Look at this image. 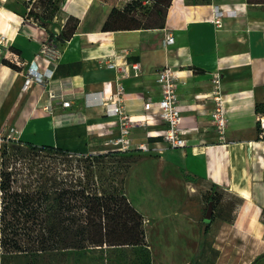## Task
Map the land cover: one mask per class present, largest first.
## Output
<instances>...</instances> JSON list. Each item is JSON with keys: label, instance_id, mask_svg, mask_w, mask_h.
<instances>
[{"label": "crops", "instance_id": "1", "mask_svg": "<svg viewBox=\"0 0 264 264\" xmlns=\"http://www.w3.org/2000/svg\"><path fill=\"white\" fill-rule=\"evenodd\" d=\"M29 5L0 0V134L13 128L21 142L92 153L95 143L118 136L116 118L90 105L96 103L92 94L113 92L118 82L126 113L141 116L144 102L160 97L156 72L169 66L178 75L186 147L171 149L155 137L166 124L153 113L147 127L151 136L131 135L134 145L145 143L153 152L134 163L125 183L129 203L144 219L150 254L158 264H190L202 247L201 211L208 194L216 192L240 201L215 234L216 264H251L263 254L264 130L258 105L264 103V4L170 0L161 21L145 25L137 0H63L45 27L28 14L32 6L39 12L43 8L37 0ZM127 5L136 7L129 11ZM73 20L72 35L55 41L61 50L57 66L33 62L41 43L66 33ZM168 34L172 43L164 41ZM12 55L19 63L11 61ZM107 62L116 66L109 68ZM39 65L53 70L52 78L23 89L27 68ZM121 69L129 75L123 77ZM214 73L227 120L222 134L211 117ZM49 91L65 94L70 106L52 99L46 111ZM235 250H245L244 256ZM255 264H264V258Z\"/></svg>", "mask_w": 264, "mask_h": 264}, {"label": "trees", "instance_id": "2", "mask_svg": "<svg viewBox=\"0 0 264 264\" xmlns=\"http://www.w3.org/2000/svg\"><path fill=\"white\" fill-rule=\"evenodd\" d=\"M59 1L37 0L42 11L32 6L28 14L45 27L58 11ZM253 1L264 4V0ZM169 2L156 0L159 6L164 5V10ZM127 7L130 11L136 6ZM73 21L70 29L57 35L54 42L63 43L72 35L77 25ZM49 41H53L52 37ZM260 108L261 104L258 112ZM118 155L114 150L85 154L18 140L3 144L0 151L1 263L24 258L29 264H36L72 252L107 256L114 249H148L144 219L124 192V173L129 167L123 163L127 160ZM107 168L112 172L113 184L104 178ZM214 196L210 193L206 198L212 210ZM262 258L264 253L251 264Z\"/></svg>", "mask_w": 264, "mask_h": 264}, {"label": "built area", "instance_id": "3", "mask_svg": "<svg viewBox=\"0 0 264 264\" xmlns=\"http://www.w3.org/2000/svg\"><path fill=\"white\" fill-rule=\"evenodd\" d=\"M30 3L29 7L32 5L34 0H26ZM30 9V8H29ZM218 27L221 23L218 19L215 20ZM4 38L0 36V54L1 46ZM174 38L172 36L165 35L164 41L166 43H172ZM61 58V50L54 41L42 42L39 52L36 54L33 62H38V60H43L48 65L53 67L57 66ZM11 61L14 63H19L16 56H11ZM106 66L109 68L115 67L114 62H107ZM134 70L137 69V65H133ZM123 77H127L129 74L124 69H121ZM53 70H50L47 65H39L38 69L34 67H28L24 76L23 89L29 88L32 84H44L47 79L52 78ZM177 71L173 70L169 66H164L156 72V83L160 88V97L156 100L148 99L144 102L143 109L144 113L141 116H131L126 113L123 106V87L121 84L116 82L115 90L109 93L106 91L97 92L92 94V99L96 103L90 105H97L104 107L105 114L108 116H113L116 118L115 125L118 128V136L112 139L110 142L113 146L117 147V150H138L139 152L153 151V149L148 148L145 143L133 144L131 140V135L135 133H143L147 136H151L148 132L147 127L152 124L153 113L166 124V128L162 131L157 132L156 138H161L168 148L183 150L186 147V139L184 131L180 126V112L181 108L179 105V96L177 94ZM212 82L214 83L213 100L215 103L214 110L211 113L212 122L215 126L217 132L223 133L226 127L227 120L223 117V111L221 107V100L219 95V75L214 73ZM89 97V95H86ZM58 99L63 108H68L70 106V100L66 98L63 93H53L49 91L47 93L46 111L51 110V100ZM260 128L264 130V121L260 120ZM18 132L10 128L7 133L0 134V146L9 143V141H14L17 139Z\"/></svg>", "mask_w": 264, "mask_h": 264}, {"label": "rangeland", "instance_id": "4", "mask_svg": "<svg viewBox=\"0 0 264 264\" xmlns=\"http://www.w3.org/2000/svg\"><path fill=\"white\" fill-rule=\"evenodd\" d=\"M116 0H109V2H115ZM63 0H60L57 3H62ZM138 6L137 10L139 17L145 25H156L161 21V17L164 12V5L159 6L156 4V0H137ZM258 118L264 119V103H261V108L259 110ZM259 120V124H260ZM95 139V138H92ZM9 145V143H8ZM2 146H0V151ZM92 154H100L111 151L119 152L118 157L126 159L127 162H124L123 166H128L129 168L124 173V176L127 175L131 167L143 156L151 155L153 151H145L144 153H136L132 150H117L116 146H113L110 141L104 140L103 142H97L89 149ZM92 150V151H91ZM150 153V154H149ZM112 172L110 169L104 170V178L107 182H111ZM113 184V183H112ZM125 190V186H124ZM125 192V191H124ZM239 199L227 192H216L213 200V210L211 217L208 223L204 222V217L207 211V203H205L204 208L201 211L199 223L204 228L203 233V242L202 247L196 256V258L190 264H216L217 258L220 254V250L214 245L217 238L215 234L219 229V226L223 221H230L232 218V213L234 209L239 204ZM264 220V214L262 215ZM143 221V228H144ZM226 256L231 250L225 251ZM236 254L241 253V256H244L243 252L245 250H235ZM227 261H222L218 264H226ZM0 264L1 261H0ZM4 264V263H3ZM5 264H29L27 259L17 258V259H7ZM36 264H158L155 262L148 249L144 247H128L125 249H114L111 250L106 256L105 253H94V252H72L62 256H59L57 259L48 258L46 260L38 261ZM246 264V263H242ZM255 264V263H254Z\"/></svg>", "mask_w": 264, "mask_h": 264}, {"label": "water", "instance_id": "5", "mask_svg": "<svg viewBox=\"0 0 264 264\" xmlns=\"http://www.w3.org/2000/svg\"><path fill=\"white\" fill-rule=\"evenodd\" d=\"M211 213H212V206L211 204H208L207 206V211H206V215L204 217V222L208 223L211 217Z\"/></svg>", "mask_w": 264, "mask_h": 264}, {"label": "bare ground", "instance_id": "6", "mask_svg": "<svg viewBox=\"0 0 264 264\" xmlns=\"http://www.w3.org/2000/svg\"><path fill=\"white\" fill-rule=\"evenodd\" d=\"M263 121H264V119H263ZM155 148H160V147H155Z\"/></svg>", "mask_w": 264, "mask_h": 264}]
</instances>
